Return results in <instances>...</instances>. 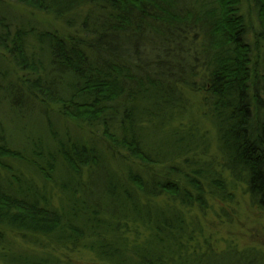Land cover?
<instances>
[{
	"label": "trees",
	"instance_id": "obj_1",
	"mask_svg": "<svg viewBox=\"0 0 264 264\" xmlns=\"http://www.w3.org/2000/svg\"><path fill=\"white\" fill-rule=\"evenodd\" d=\"M12 1L62 31L0 18V107L25 126L34 101L48 138H1L0 245L33 253L2 264H188L215 254L192 211L244 186L264 212V0Z\"/></svg>",
	"mask_w": 264,
	"mask_h": 264
},
{
	"label": "rangeland",
	"instance_id": "obj_2",
	"mask_svg": "<svg viewBox=\"0 0 264 264\" xmlns=\"http://www.w3.org/2000/svg\"><path fill=\"white\" fill-rule=\"evenodd\" d=\"M0 18L6 19V23L10 25L11 29L25 27L27 24H30L36 25V28L62 31L61 26L50 17L32 12L12 0H0ZM1 59L0 70L1 72H6L9 82L13 79L12 68L5 58ZM40 108L37 103L35 104L34 101H30L28 107L25 108L24 115L23 113L20 114L26 117L24 121L25 126H22L21 118L13 116L8 111L6 105H1L0 145L1 138L5 140L11 138V140H16V142L13 143V146L9 145V147L12 149H22L26 144L25 135H28L27 137H29L28 139L32 143L34 141V143H39L38 145L42 144L43 147H46L48 144L47 130ZM52 110L54 108H50L49 112H52ZM192 112L199 114V111L195 108H192ZM48 115L50 116V114ZM50 120L53 130L59 135H62L65 131L72 135H77L76 133L81 132V129L72 122L57 121L54 116H50ZM83 132L85 135L87 134L85 131ZM3 177L4 174L1 173L0 182H2ZM244 190V186H239L234 190L236 203L233 204V210L227 207L228 209H225L227 211L221 213V202L218 201L219 204H217V202L211 203L213 200H209V206L212 207L206 211L204 210L206 214H202L199 211H192L189 214L190 217H195L196 219L200 217L199 220L203 223L201 235H195L198 237L194 244L196 249H199L202 253L213 250L215 254H195L187 259L188 264H264V212L249 203L248 195ZM3 241L0 245V252L3 254L10 250L18 259L22 260L30 255L33 256L31 247H28V243L19 236L8 233ZM227 246L239 252H223ZM231 251L233 250L231 249ZM64 252L61 251L58 255L70 264L75 263L76 260L82 259L88 262L90 259V256L86 254H76L70 251ZM250 252L258 260L252 257L253 255ZM167 256L170 257L169 254ZM10 261V256H5V264H10ZM2 263L1 259L0 264Z\"/></svg>",
	"mask_w": 264,
	"mask_h": 264
}]
</instances>
